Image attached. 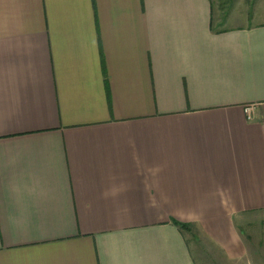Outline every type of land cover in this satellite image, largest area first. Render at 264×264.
<instances>
[{
    "label": "crops",
    "instance_id": "1",
    "mask_svg": "<svg viewBox=\"0 0 264 264\" xmlns=\"http://www.w3.org/2000/svg\"><path fill=\"white\" fill-rule=\"evenodd\" d=\"M191 237L256 264L264 23L217 30L211 0H0V264H199Z\"/></svg>",
    "mask_w": 264,
    "mask_h": 264
},
{
    "label": "rangeland",
    "instance_id": "2",
    "mask_svg": "<svg viewBox=\"0 0 264 264\" xmlns=\"http://www.w3.org/2000/svg\"><path fill=\"white\" fill-rule=\"evenodd\" d=\"M211 3L213 24L217 30L264 23V0H211ZM195 237H191L190 242L199 264H227L223 263L221 255L215 248ZM258 239L260 241L254 239L255 241L248 244L250 254H255L252 256L256 258L254 259L256 264H264V238Z\"/></svg>",
    "mask_w": 264,
    "mask_h": 264
},
{
    "label": "trees",
    "instance_id": "3",
    "mask_svg": "<svg viewBox=\"0 0 264 264\" xmlns=\"http://www.w3.org/2000/svg\"><path fill=\"white\" fill-rule=\"evenodd\" d=\"M174 224H175L176 226H178L179 228L183 229V230H187V229H190L191 227H193L192 224H188V223L174 222Z\"/></svg>",
    "mask_w": 264,
    "mask_h": 264
}]
</instances>
